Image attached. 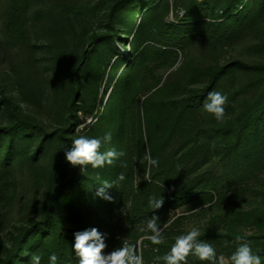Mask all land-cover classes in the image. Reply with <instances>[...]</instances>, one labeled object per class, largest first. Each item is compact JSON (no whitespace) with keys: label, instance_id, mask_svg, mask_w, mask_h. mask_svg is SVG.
I'll list each match as a JSON object with an SVG mask.
<instances>
[{"label":"trees","instance_id":"16d2710c","mask_svg":"<svg viewBox=\"0 0 264 264\" xmlns=\"http://www.w3.org/2000/svg\"><path fill=\"white\" fill-rule=\"evenodd\" d=\"M177 8L183 15L174 13L169 20ZM5 18L4 33L11 40L28 28L45 36L67 95L61 125L51 130L26 113L19 100L0 97L6 116L0 123V197L16 187L24 169L42 172L46 184L38 216L3 247L0 264H31L34 255L49 264L52 253L57 264H79L76 232L97 228L105 234L107 254L124 235L133 244L151 235L135 231L153 216L162 228L173 209L206 204L212 213L199 239L223 255L225 264L242 243L264 264V62L186 60L173 68L192 49L214 52L262 31L264 0H94L83 5L6 0ZM131 34L129 53L122 52L119 46ZM109 87V97L101 100ZM211 91L228 97L221 121L203 109ZM106 133L111 141L102 144L101 152L125 153L113 165L83 170L66 161L64 152L75 138L102 139ZM146 152L159 161L150 171L143 161ZM147 170L150 181L144 179ZM137 172L143 175L139 181ZM120 173L125 180L107 189L113 200L98 196L99 185L116 181ZM150 197H162L163 206L150 207ZM142 242L143 247L152 243ZM174 243L175 238L153 244L155 264H164L157 257ZM187 264L209 262L189 255Z\"/></svg>","mask_w":264,"mask_h":264},{"label":"rangeland","instance_id":"374dc122","mask_svg":"<svg viewBox=\"0 0 264 264\" xmlns=\"http://www.w3.org/2000/svg\"><path fill=\"white\" fill-rule=\"evenodd\" d=\"M39 3H49L50 1L60 0H37ZM69 2L83 5L94 0H67ZM184 10L177 8L171 11L168 19L172 20L174 13L181 17ZM6 0H0V97L2 95L11 96L20 101L24 111L34 116L39 122H42L49 130L61 125V106L66 99V89L61 85L60 63L57 56L51 51L48 41L42 33L34 29H25L20 39L11 40L4 33L6 24ZM262 31L251 32L245 35L238 43L218 49L214 52L198 47L180 55L178 62L173 68L187 61H200L203 65L224 62L231 58H242L250 62H264V51L258 48H264V25ZM132 34L128 36L124 45H120L121 51L129 53ZM125 46V47H124ZM126 48V49H125ZM166 72L163 78H166ZM107 80H104L102 93ZM100 94V96L102 95ZM111 93V87L106 90L104 96L100 99L105 101ZM103 101V102H104ZM82 118V113H78ZM6 121V116L0 112V123ZM90 122L87 119L85 123L78 125L75 130L82 133L86 124ZM43 168L45 162L42 161ZM148 174V170L146 171ZM146 174V173H145ZM143 175L137 172L136 180L139 181ZM136 181V182H137ZM46 190V184L43 173L31 169H24L19 172L18 184L15 188L8 187L7 195L0 197V256L3 247L8 246L16 231L38 216V205L43 198ZM128 208V204L123 211ZM211 210L208 205L197 207L181 206L173 209L169 213V221L174 222L172 229L163 236V240L176 238L179 235L186 234L192 227L202 230L210 218ZM167 222V223H168ZM166 223V224H167ZM165 228V225L161 228ZM146 234L147 224L141 229L135 231ZM149 235H143L138 238L135 244L137 250L142 254L143 239ZM126 238L130 243L133 241L126 235L120 240ZM121 243L118 245V247ZM149 245V244H148ZM146 248L150 255L148 264H155L152 258L156 256V250L152 243ZM159 254V252H158ZM144 264H147L144 262Z\"/></svg>","mask_w":264,"mask_h":264},{"label":"clouds","instance_id":"9594fccd","mask_svg":"<svg viewBox=\"0 0 264 264\" xmlns=\"http://www.w3.org/2000/svg\"><path fill=\"white\" fill-rule=\"evenodd\" d=\"M228 97L219 92L211 91L208 93L203 109L211 114L217 121L223 120L225 116V105ZM111 141V133H106L101 138H89L80 135L72 142V146L64 152L66 161L73 167L81 166L84 170L87 166L92 168H103L105 165H113L117 160L125 156L123 151H117L115 148L101 152L103 143ZM143 161L147 162L148 169L159 165V161L154 159L150 152H146ZM123 166V164H122ZM144 179L150 181L151 177L146 172ZM125 180V175L120 173L117 180L109 183L103 181L97 190V195L105 200L112 201L113 197L108 194L107 189ZM162 197H150L149 205L153 209H159L163 206ZM123 213V209L121 210ZM158 216H153L147 221V230L151 235L146 238L152 244L159 245L163 243V230L158 225ZM171 221L165 224V228L170 226ZM201 233L199 228L192 227L186 234L179 235L175 238V243L170 251L163 257H157L163 260L164 264H187V257L195 255L201 261H207L209 264H225L223 255L217 256L215 248L207 242L199 239ZM75 243L73 249L79 258V264H144L143 256L137 250V245L123 238L121 245L105 254L107 247L105 234H102L97 228H90L74 234ZM230 264H261V257L253 253L248 243H242L229 258ZM58 257L55 253L49 256V264H57ZM31 264H41V256L34 255L31 258Z\"/></svg>","mask_w":264,"mask_h":264}]
</instances>
